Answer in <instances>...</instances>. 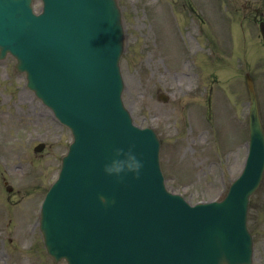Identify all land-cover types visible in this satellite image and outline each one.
<instances>
[{
	"label": "water",
	"instance_id": "95a60500",
	"mask_svg": "<svg viewBox=\"0 0 264 264\" xmlns=\"http://www.w3.org/2000/svg\"><path fill=\"white\" fill-rule=\"evenodd\" d=\"M30 3L0 0V57L16 56L27 85L74 137L41 208L47 252L67 264H252L246 211L264 168V135L251 78L244 171L223 201L189 207L163 187L155 134L133 126L122 105L115 0H43L39 14ZM260 31L264 40L263 22ZM129 144L142 174L117 182L102 164L114 146Z\"/></svg>",
	"mask_w": 264,
	"mask_h": 264
},
{
	"label": "rangeland",
	"instance_id": "374dc122",
	"mask_svg": "<svg viewBox=\"0 0 264 264\" xmlns=\"http://www.w3.org/2000/svg\"><path fill=\"white\" fill-rule=\"evenodd\" d=\"M118 3L123 102L136 124L158 134L167 188L191 203L221 198L247 152L245 72L254 79L264 127V0ZM40 4L34 1L36 11ZM14 62L10 55L0 60V264H65L46 254L36 222L72 137L26 88ZM39 142L45 147L35 153ZM248 218L254 264H264V174Z\"/></svg>",
	"mask_w": 264,
	"mask_h": 264
},
{
	"label": "clouds",
	"instance_id": "9594fccd",
	"mask_svg": "<svg viewBox=\"0 0 264 264\" xmlns=\"http://www.w3.org/2000/svg\"><path fill=\"white\" fill-rule=\"evenodd\" d=\"M144 167V161L135 150L134 144L125 146H114L111 155L102 164L104 175L113 178L117 182H125L131 176L138 179ZM99 199L105 205L111 201L109 197L101 194ZM219 264H229L226 257H221Z\"/></svg>",
	"mask_w": 264,
	"mask_h": 264
}]
</instances>
